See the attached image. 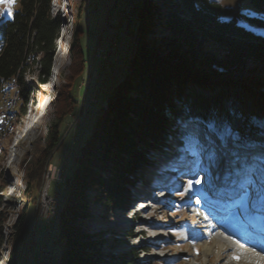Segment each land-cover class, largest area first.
Masks as SVG:
<instances>
[{"label": "trees", "instance_id": "trees-1", "mask_svg": "<svg viewBox=\"0 0 264 264\" xmlns=\"http://www.w3.org/2000/svg\"><path fill=\"white\" fill-rule=\"evenodd\" d=\"M247 1L256 10L264 8V0ZM50 3L51 0H19L11 19L0 16V93L5 84L15 80L20 101L15 111L18 117L27 99L22 77L30 66L36 65L40 84L52 74L60 23L51 16ZM134 9L135 44L126 72L98 108L63 189L58 216L64 247L60 264L105 263L101 258V236L86 232L79 223L89 218L88 203L120 210L134 195L143 170L155 164L162 140L174 136L185 123L208 127L222 136L231 134L235 145L242 149L247 145L264 149V116H244V96L230 88L195 84L187 76L215 79L243 71L249 61L264 70V35L241 26L238 10L225 8L218 0H173L163 17L157 6L146 0H139ZM153 12L157 20L152 19ZM252 22L264 28L262 19ZM159 23L161 35L148 38L151 28ZM79 33L75 25L69 45L75 50L69 87L60 94L56 110L60 124L46 131L38 152L28 162L24 199L5 226L10 247L3 264H18L16 242L21 235L26 199L37 194L44 163L58 147L62 123L76 105L70 83L85 70ZM207 44L217 47L221 55L209 53ZM237 119L238 127L233 125ZM185 139L187 143L189 137ZM88 191L93 193L91 199L87 198Z\"/></svg>", "mask_w": 264, "mask_h": 264}, {"label": "rangeland", "instance_id": "rangeland-1", "mask_svg": "<svg viewBox=\"0 0 264 264\" xmlns=\"http://www.w3.org/2000/svg\"><path fill=\"white\" fill-rule=\"evenodd\" d=\"M18 1L0 3V16L11 19L12 14L18 8ZM146 1L157 6V12H162L163 17L173 0H163L164 4L159 0ZM218 3L233 11L238 10L241 26L264 35V28L258 27L252 22L260 19V16L264 17V8L260 11L256 10L247 0H218ZM138 4L139 0H51V16L58 19L60 32L65 31L62 35L64 37L60 36L62 40L57 42L58 47L54 43L55 49H58L56 75L54 79L48 75L44 83L40 84L36 65L30 66L28 73L22 77V87L27 95L23 114L21 117L16 115L14 128L10 134L5 136V141L1 142L0 219L2 220L0 221V237L2 242L0 244V264H3L10 247L8 231L5 227L6 222L16 205L24 199L22 193L26 190V174L29 173L28 162L38 152L40 139L46 131L57 123L60 124L56 114L57 107L60 106L58 98L65 88L69 87L67 84L75 59L73 56L75 50L70 49L69 45L71 33L74 26L77 25L80 32L78 39L85 60V70L70 83V94L76 105L62 123L61 140L58 147L44 163L37 186V194L33 193L31 199H26L27 203L22 210L21 235L16 242L18 264H33L32 257L35 260H41L44 251L48 253L47 264H60L64 247L59 233L58 216L64 199L63 189L66 188V183L70 178L75 157L79 154L81 146L91 131L98 114V108L105 104L109 92L126 72L127 62L135 44L132 33L136 23L134 7ZM9 12L11 15L8 14ZM157 16L156 12L152 13L153 20H157ZM160 26L161 23L157 27H152V34L148 38L161 35L158 33ZM115 37L118 40V47L114 54H109L110 47L114 43L116 44ZM205 48L211 54L221 55V51L214 45L207 44ZM103 52H107L105 59ZM226 78L232 80L233 84L225 86L229 87L233 93L245 97L242 114L244 116L255 114L262 119L264 116V71L261 66L256 62L249 61L242 74ZM218 87L220 88V86ZM197 88L204 90L201 87ZM13 95L11 94L12 98ZM0 99H2L1 96ZM19 103L17 95L14 102L15 111ZM239 124L240 119L233 123L236 127ZM206 129L209 136L212 137L214 145L216 144L221 150L220 154H218L219 152L215 153L218 158L215 164L218 167L213 169V162L210 163L211 171H215L214 173L219 176L221 173H225L226 176L227 164L224 163L222 166L221 164L224 156L229 157L227 159L229 161L233 160L235 149L232 143L234 139L230 137L217 138L212 131L208 130V127ZM13 137L16 140L14 142H12ZM192 142L194 141L191 138L187 140L188 144ZM247 146L244 148L249 156L254 154L252 162L249 164L250 167L261 165L263 167L264 158L259 157L264 155L263 148L260 145ZM163 152L165 156L160 157V160L165 161H161L160 164L167 163L169 165L172 161L173 144L168 153H165L166 150ZM232 176V180L235 181L238 174L233 172L226 179H221L217 183L229 182ZM47 181H49V185L45 192ZM209 181L207 178L197 176L193 180L186 181L185 184L182 181L177 182L170 192L169 206L159 211L161 213L154 212L152 209L144 210L142 215L146 219L155 215L156 226L161 225L158 227L162 228L160 231L162 238L155 237L160 240L158 242H154L155 239L150 237L149 230L143 231L147 229L146 226H144L145 229H139V226L133 224L132 221H124L123 214H120L118 209L109 206L88 203L89 218L83 219L79 223L86 232L101 236L100 251L104 264H225L221 263L219 256H211L209 260L204 255L202 245L210 240L203 237L207 233L204 229L206 225L201 218L195 217L200 204L205 205L206 201L216 203L215 197L219 188L220 192L226 190L219 185V188L214 192L210 185L211 180ZM257 182L264 183V175ZM262 183L255 186L252 191H249V186L243 188L239 179L233 184L228 183V190L243 195L239 213L244 217L251 215V211L248 209L250 206L258 205L260 207L262 203L260 196L264 192ZM92 195V191L87 192V198L91 199ZM43 196H46L44 201L42 200ZM33 199H35V203L32 202ZM47 201H50V207L54 209L53 217L50 219L38 218L36 207L38 206L39 210ZM132 202L129 203L132 205ZM123 221L125 226H122ZM151 233L156 232L151 231ZM151 238L153 243H151ZM230 244L234 246V242Z\"/></svg>", "mask_w": 264, "mask_h": 264}, {"label": "bare ground", "instance_id": "bare-ground-1", "mask_svg": "<svg viewBox=\"0 0 264 264\" xmlns=\"http://www.w3.org/2000/svg\"><path fill=\"white\" fill-rule=\"evenodd\" d=\"M263 18L264 17L260 16V19L263 20ZM63 33H65L64 30L62 32H60V30H59L57 39L55 41L57 47H58L57 42H60L62 40V38L64 37V36L62 37ZM57 53H58V49H55L53 60H52V65H51V67H52L51 77L53 79H54V77L56 75V71H57V62H56V60L58 58ZM16 89H17V87H16L15 80H12V81H10L4 85V87L0 93V96L2 97V99H0V104H1L0 105V120L2 119L3 114H4L5 104L7 103V105L9 106V113H6V133H5V135H3L1 137V141H0V154H1V146H2L1 142H2V140L5 139V136L10 134L12 128H14L15 121H16V114H15V110H14V108H15L14 102L16 101V96H17ZM11 94H14L13 98L11 97ZM186 137H187V134L184 131H181V129L179 127H178L174 136L165 137L162 140V143L160 144V146L158 148L159 150H157V159H156L155 164L153 166L147 167L143 170L142 177H141L139 184L141 182L147 181L148 185H154L155 184L154 181L159 179V178H162L165 181V183H168L170 185L176 184L177 179L175 177L176 172L174 171V167L176 166L179 170H184V168H185V163H184L185 158L180 156L179 151H180V146L182 144L189 145L186 143V139H185ZM14 140H15V138L13 137L12 142H14ZM166 143H168V144L166 145ZM171 143L173 144V153H172L171 163L169 165L167 163L166 164H160V162L162 161V160H160V157L165 156L163 151L166 150L165 153H168L169 150H171V148H172ZM216 147H217V145L215 144L214 148H216ZM205 154L206 153H204V155ZM251 155L250 156L246 155V154L236 155V158H234L233 160L230 159V161L227 160L229 157L224 156V160H223L221 166L224 165V163L227 164L226 176H225V173H221L220 174L221 176H219V174L214 173L215 171L210 173L207 176L206 172L210 171V167H209L210 165L209 166L206 165L205 170H204V178H207L208 181L210 180V178H212L213 181L220 182L221 179L222 180L226 179L233 172H235L236 175L238 174V176H236V179H241L242 175H244V174L250 175L252 168L250 167L249 164H251V162H252L251 159L253 158L254 154H251ZM209 158H211L213 160V163H212L213 169L214 168L216 169V167H218V166L215 164L217 161V157L215 156V152L210 153ZM191 159H193V157ZM164 161L165 160H163L162 162H164ZM253 168H255V166ZM154 173H156V174L154 175ZM212 175H214V176H212ZM237 177H239V178H237ZM232 179H233V176L229 179V182L223 181L222 183H219L220 186H222L223 188L226 189L225 191H221L220 195H229L230 194V191H228V189H227L228 183L233 184L234 182H236V179H235V181ZM181 180H183V178H181ZM212 180H211V183H212ZM209 183H210V181H209ZM261 183L257 182L256 185H260ZM47 185H49V181H47ZM141 185H143V184H141ZM208 187H209V185H208ZM134 191L135 192H133V193H134V196H136V198H142L143 197L141 195V193H137V189H135ZM204 204L205 205L200 204L197 207V212L199 214V218H201L202 222L206 225L204 229L207 231V233L203 237L210 240L209 242H205L202 245L204 255L209 260H210L211 256H219L221 258V263L223 262L225 264H264V263H259L255 260L251 259L248 256V254H245L244 251L239 250L235 243H234V246L231 245L230 243L234 242L233 240L228 239L229 241H231V242H229L227 240H219V239L215 238V236L211 230L212 226L216 224V222H213V220L215 219L213 215H215L217 212H219L221 207L219 205V202L215 203V202L206 201V202H204ZM137 206L141 207V208L142 207H150V204H147V203L145 204L144 201L134 200L132 202V205L130 206V208L134 207V209H135ZM36 215H37V210H36ZM258 218H264V213H259L258 215L251 214V215H248L245 219L250 221V219H258ZM122 219H124L123 216H122ZM124 221H126V220L124 219ZM124 221H123L122 226H125ZM151 221H152V219H151ZM137 225H139V229H145L143 226L144 224H137ZM154 225H155L154 223L151 224V226H154ZM158 226H161V225H158ZM158 226H156L157 228L151 227L149 230L150 231L149 235H151L150 237H152L153 240L155 239L154 242L160 241V240L155 238L156 236L159 238H162V236H160L161 235L160 231L162 230V228L158 227ZM248 227H250V229L252 230L253 233L262 234L264 236V224H262L261 226H257V227L248 225ZM132 229H133V226H132ZM151 231L156 232V233H151ZM233 232H235V231H233ZM149 235H148V241H149ZM230 236H229V238L234 237L232 235H230ZM152 238H151V243H153ZM47 260H48V256H47Z\"/></svg>", "mask_w": 264, "mask_h": 264}, {"label": "built area", "instance_id": "built-area-1", "mask_svg": "<svg viewBox=\"0 0 264 264\" xmlns=\"http://www.w3.org/2000/svg\"><path fill=\"white\" fill-rule=\"evenodd\" d=\"M247 14H250L247 12ZM116 47L117 45L114 43V45H112L110 51H109V54H114V51L116 50ZM104 53V56L103 58L105 59V56L107 55V52H103ZM110 58V56H109ZM6 113H9V106L7 105V103L5 104V109H4V114H3V117L2 119L0 120V141H1V137L3 135H5L6 133ZM47 189H48V185H46V188H45V192H47ZM46 195V194H45ZM43 201L46 200V196H43ZM50 201H47L43 204V206H41V208L38 210V206L36 207V210H37V217L38 218H46V219H50L53 217L54 215V209L51 208L50 206ZM43 257L41 260H35L33 257H32V261H33V264L37 263V264H47V256H48V253L47 252H43Z\"/></svg>", "mask_w": 264, "mask_h": 264}, {"label": "water", "instance_id": "water-1", "mask_svg": "<svg viewBox=\"0 0 264 264\" xmlns=\"http://www.w3.org/2000/svg\"><path fill=\"white\" fill-rule=\"evenodd\" d=\"M118 31H117V37H118ZM117 37H115V42H116V45L118 47V44H117ZM112 47V46H111ZM110 47V49H111ZM109 51V50H108ZM245 69V68H244ZM263 70V69H262ZM244 71V70H243ZM243 71L241 72H238V73H233V74H229V75H226V76H223V77H219V78H215V79H199V78H194L192 77V75L190 74H187V76L193 81V83L195 84H200V85H210V86H220L222 87V85H224L223 87L225 88H229V87H226L225 85H230V84H233L232 80H230L229 78L227 79L226 77H229V76H236V75H240L243 73ZM264 71V70H263Z\"/></svg>", "mask_w": 264, "mask_h": 264}, {"label": "snow or ice", "instance_id": "snow-or-ice-1", "mask_svg": "<svg viewBox=\"0 0 264 264\" xmlns=\"http://www.w3.org/2000/svg\"><path fill=\"white\" fill-rule=\"evenodd\" d=\"M6 2L15 3V0H0V3H6ZM8 14L11 15V12H9ZM197 183H199V181H197Z\"/></svg>", "mask_w": 264, "mask_h": 264}]
</instances>
